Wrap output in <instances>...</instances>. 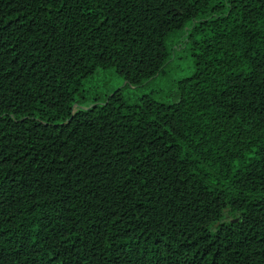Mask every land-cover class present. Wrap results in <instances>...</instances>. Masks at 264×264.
I'll return each mask as SVG.
<instances>
[{"label":"trees","instance_id":"1","mask_svg":"<svg viewBox=\"0 0 264 264\" xmlns=\"http://www.w3.org/2000/svg\"><path fill=\"white\" fill-rule=\"evenodd\" d=\"M0 264H264V0H0Z\"/></svg>","mask_w":264,"mask_h":264},{"label":"rangeland","instance_id":"2","mask_svg":"<svg viewBox=\"0 0 264 264\" xmlns=\"http://www.w3.org/2000/svg\"><path fill=\"white\" fill-rule=\"evenodd\" d=\"M189 58L181 52L180 57L172 60L165 68V72L155 76L139 87L126 86L125 81L111 70H100L91 78L84 80L86 89V103L101 101L106 94L120 89L125 98L135 99L144 95L161 98L168 95L173 89L174 81L178 75L189 73ZM182 69L180 72L179 69Z\"/></svg>","mask_w":264,"mask_h":264}]
</instances>
